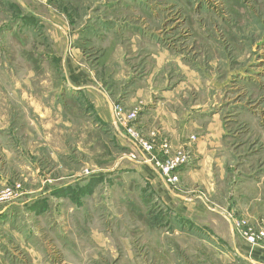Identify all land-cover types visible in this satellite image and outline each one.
Here are the masks:
<instances>
[{"label": "crops", "instance_id": "crops-1", "mask_svg": "<svg viewBox=\"0 0 264 264\" xmlns=\"http://www.w3.org/2000/svg\"><path fill=\"white\" fill-rule=\"evenodd\" d=\"M223 1L16 0V12L20 14L16 18V32H28L34 39V50L41 54L38 58L33 56L29 74L40 68L38 59H44L46 69L51 68L62 76L60 91L83 99L95 126L112 132L127 152L143 156L116 117L117 103L126 110H139L134 126L144 137L149 139L153 131H158L162 139L170 140L174 150L189 149L192 159L187 166L191 167L195 160L197 168H181L176 186L169 184L148 162L132 164V176L126 181L136 183L133 175L144 177L163 200L176 205L178 213L203 219L212 229L224 228L237 245L235 218L230 211L242 213L252 224L264 223V132H226L222 108L227 98L221 92L240 90L238 96H242L249 90L264 91V83L256 78L245 79L255 67L245 64V55L229 54L223 46L225 41L241 43L230 29L231 20L236 27L243 22L245 26L248 21L247 9ZM37 28H44L46 39L38 40ZM36 44L41 47L36 49ZM258 58L263 61L260 63L264 69V54ZM263 75L264 71L257 77ZM35 88L30 82V96L23 106L35 116L36 129L32 135L38 137L37 120L45 124L44 129L52 128L55 102L49 101L47 95L37 99ZM15 103L17 107L18 100ZM5 107L0 105V135L7 128L5 114L9 115L11 110ZM58 109L62 113L55 116L56 122L62 123L65 114L59 105ZM22 118L19 113L17 123ZM231 139L237 140L233 151L228 144ZM21 142L16 136L21 160L16 162L15 156V168L11 153L2 147L1 154L9 157L4 162L6 175L0 183L4 184L10 177L24 180L32 195L45 182H63L56 190L82 183L75 175L68 181L66 173L57 172L67 164L64 155L54 163L55 153L49 149L37 158L38 151H27ZM53 165L55 169H51ZM234 165L235 171L230 174ZM96 184L99 186L101 182L94 179L95 187ZM148 194L144 190L145 199L149 198ZM208 196L216 202L215 208L209 206ZM4 213L5 210H0V215ZM254 251L256 257L263 254L261 249Z\"/></svg>", "mask_w": 264, "mask_h": 264}, {"label": "rangeland", "instance_id": "rangeland-1", "mask_svg": "<svg viewBox=\"0 0 264 264\" xmlns=\"http://www.w3.org/2000/svg\"><path fill=\"white\" fill-rule=\"evenodd\" d=\"M189 1L220 2L180 0ZM228 1L247 9L248 21L245 26L243 22L242 26L236 27L233 26L235 21L230 19V29L239 36L241 43L225 41L223 46L225 50L227 47L229 54L245 55V64L250 63L248 67L253 64L255 69L245 79L256 78L264 83V75L257 77L264 71L260 63L263 61L258 60L259 54H264V0ZM19 15L16 0H0V105L6 106V110L11 109L9 115L5 114L7 128L0 135V179L6 175L3 166L9 157V154H1L2 147L11 153L12 163L15 156L16 162L21 160L16 150V136H19L27 151H38L37 158L44 156L40 154L48 153L49 149L55 153L54 163L64 155L67 164L57 172L66 173L67 180L75 175L82 183L56 190V186L63 182H45L42 187L40 182L38 187L41 190L33 195L24 180L15 181L10 177L4 184L0 183V210H5L0 215V264H264V237H259L264 223L252 224L242 213L230 211L235 218L237 245H234L231 234L224 228L223 232L217 226L212 229L203 219H191L181 211L178 213L176 205L163 200L154 185L144 177L133 175L136 183L126 181L129 175L132 176V164L137 165L136 162H147L146 158L165 162L181 152H189V162L173 170V175L178 177L173 184L176 186L178 171L190 163L192 153L187 148L174 150L172 147L168 154L159 152L162 141L152 135L148 139L135 128L138 116L128 125L124 124L126 133L131 136L128 128H132L144 141H155L156 149L151 152L140 150L144 158L142 154L129 153L119 145L112 132L95 126L83 99L60 91L62 76L51 68L46 69L44 59H38L40 68L33 75L29 74L28 66L33 56L38 58L41 54L34 50V39L28 32H16ZM36 31L34 35L40 37L38 40L46 39L44 28ZM39 47L36 44V49ZM30 52L32 58H29ZM30 82L36 87L37 99L47 95L49 101L53 99L55 102L52 128L50 131L44 129L45 124L37 120L38 137L32 135L36 129L35 116L27 106L24 111L23 106L30 96ZM47 84L49 86L44 87ZM221 93L227 98L222 108L226 132H264V91L255 93L249 90L242 96H238L240 90L228 89ZM32 95L35 96V91ZM219 98L217 95L216 99ZM237 101L240 103L235 104ZM58 105L65 114L62 123L56 122L55 118L62 113ZM116 106L125 113L134 111L126 110L119 103ZM16 110L24 117L19 123ZM132 140L138 145L134 138ZM236 142V139L228 141L230 151L235 150ZM148 163L161 174L155 164ZM191 164V167L187 166L189 169L197 168L195 160ZM230 170V174L234 172L235 165ZM94 179L101 184L95 187ZM32 188L36 189V185ZM144 190L149 192L147 199L143 196ZM207 199L209 206L215 208L216 202L209 196ZM250 237H254V241ZM254 249H261L263 254L256 257Z\"/></svg>", "mask_w": 264, "mask_h": 264}, {"label": "built area", "instance_id": "built-area-1", "mask_svg": "<svg viewBox=\"0 0 264 264\" xmlns=\"http://www.w3.org/2000/svg\"><path fill=\"white\" fill-rule=\"evenodd\" d=\"M115 113L118 121L121 123L128 125L132 121L137 118L138 110L134 109L131 113H125L121 108L115 106ZM128 133L131 135L130 137L134 138L138 142V148L143 152H151L156 149L155 141H144L143 139L139 138V134L133 130L132 128H128ZM152 137L158 138L162 141L161 145L159 146V152L164 154H168L171 150V143L167 138L162 139L158 132H152ZM137 144V143H136ZM190 154L189 152H181L178 156L171 158L165 162L156 158H146L147 162L155 164L158 170L161 172V175L167 180V182L173 185L175 182L178 181V177L173 175V170L178 168L182 164H186L189 162ZM259 237H264V229L261 230ZM258 237V238H259ZM251 241H254V237H250Z\"/></svg>", "mask_w": 264, "mask_h": 264}]
</instances>
